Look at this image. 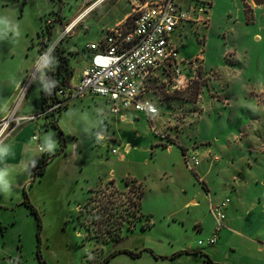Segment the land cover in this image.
I'll use <instances>...</instances> for the list:
<instances>
[{
    "label": "rangeland",
    "instance_id": "obj_1",
    "mask_svg": "<svg viewBox=\"0 0 264 264\" xmlns=\"http://www.w3.org/2000/svg\"><path fill=\"white\" fill-rule=\"evenodd\" d=\"M199 1L209 2L212 6L208 29L202 27L200 30V35L206 37V45L204 39L200 43L196 35L191 34L195 45L185 47L184 51L191 53V48L194 52L204 51L205 69L210 73L220 75L226 68H231L224 75V83L232 80L233 69L242 70L243 79L251 82L253 90L260 94V89L264 88V7L253 10L249 3L257 5L248 0L245 2L247 13L243 0ZM94 2L0 0V36L4 38L9 54L0 79L8 81L19 71L23 61H28L27 70L31 69L38 56V33L47 25L54 24V40L65 35V43L70 50L80 54L72 60L75 70L71 81L73 89L79 88L82 67L89 60L87 44L100 42L106 33L103 27L108 26L120 12L119 6L115 5L118 0H109L93 9ZM58 18L61 28L56 25ZM71 26L73 28L66 33L65 30ZM54 44L55 41L48 49ZM43 75V71L37 75L34 71L28 73L23 88H27V92L16 103L13 101L12 109L16 105L18 107L21 101V110L26 109L28 114L41 111ZM209 79L211 77L203 79L200 85L195 83L186 90L175 91L181 93V98L194 101L191 105L187 103L193 117H205L202 124L196 125V130L201 132L200 141L211 143L208 147L213 155L210 159H202L198 172L204 176L211 164L213 167L206 181L213 202L226 198L232 200L234 208L230 214L228 209L226 211L219 242L226 247V254L221 259L230 255L235 260L236 255L230 245L252 243L253 247L264 252V108L260 110L257 105V108L251 109L250 105L244 104L251 100L245 99L243 94L239 95L241 100L237 105L233 101L235 97L231 98L230 106L224 105L229 104L224 97V103L218 102L216 89L219 91L223 85L214 86L211 90L205 88ZM164 86H159L158 91L155 89L159 96L157 102L173 95L166 93ZM241 89L242 86H238L235 90L238 93ZM205 90L208 94L200 104L195 105ZM219 94L222 96L225 91ZM254 97L257 102V97ZM110 109L111 105L102 97H73L68 101L67 108L61 111L59 129L46 130L43 118L32 122L41 124L42 130L36 133L47 138L53 147L45 150L47 158L42 155L40 159V166L45 167L46 172L38 174L35 180L32 178L26 188L40 221L30 208L23 205L17 206L15 214L13 212L19 222L9 229V234L16 231L9 238V244L12 250H23L22 264L38 261V227H41V253L48 264H100L111 251L117 249L149 251L140 258L118 254L106 264H172L171 256L176 250L186 245L199 246L200 240L205 241L213 233L216 221L210 213L209 193L188 170L182 149L177 145H173V152L165 147L152 148L160 141V136L151 131L150 121L144 115L134 117L133 123H114L112 117L115 114ZM165 109L162 104L159 105L163 118L160 128L168 117V113L164 114ZM11 119L9 126L0 123V141L10 137L17 129L15 117ZM138 135L141 138H137ZM115 138L132 145L130 154H124V159L112 153L115 147L119 148L120 154L126 152L118 142L113 141ZM52 153L56 155L49 160ZM111 170L113 176L110 175ZM110 177L116 180L119 187L107 183L96 189ZM128 179L129 183L131 179H136L143 184L142 218L138 215L135 219L132 215L136 211L134 204L138 201L135 196L139 192L135 189L137 184L132 193L123 190ZM24 191L12 189L9 192L14 198H23ZM188 199L196 200L198 206L184 208ZM78 205L83 207L81 211ZM254 206L257 209L246 223L247 212ZM236 207L239 209L236 210ZM231 219L234 223L230 222ZM199 224L203 227L200 233L197 232ZM109 227H123V239L105 243L103 239ZM128 227L135 228L130 231ZM209 247L205 241L203 248Z\"/></svg>",
    "mask_w": 264,
    "mask_h": 264
},
{
    "label": "crops",
    "instance_id": "obj_2",
    "mask_svg": "<svg viewBox=\"0 0 264 264\" xmlns=\"http://www.w3.org/2000/svg\"><path fill=\"white\" fill-rule=\"evenodd\" d=\"M92 1H95L94 2L95 5L94 4L92 5L94 9L97 7V5H100V4L103 5L109 0H92ZM195 2L205 3L209 6L208 12L204 15V18L207 19L206 25L196 24L194 22H184L171 35V42L174 46L177 47L179 51L180 63L183 64L182 68L184 69L185 74H187L189 77L194 79L192 85L195 83L200 85L201 84L200 82H202L203 79H206L208 77H211V79L208 80V86L205 88H209L211 90V88L214 86L223 85L221 86L222 88H220L219 91L218 89H216V96H219V98L218 100L215 98V100H217L218 102L222 101L224 103L223 101L224 100L223 97H224L226 101L229 102V104L224 103V105L230 106L231 98L233 97H235L233 98V101H236L235 105H237L236 103L241 100V98H239V95L243 94L245 96V99L249 98L251 100V102L244 103L245 105H250V107H252L251 109H253L254 107L257 108V105H258L259 107L258 109L261 108L260 110H262L264 108V88L263 89L259 88L260 94H257V90L256 91L253 90V86H252L253 84L243 79L242 70L238 68L233 69L234 75H232L231 77L232 80L231 81L227 80V82L224 83L223 82L225 80L224 75L225 73H227V71H230L231 68H226L225 71H223V73H221L220 75H218L217 73L216 74L210 73L205 69L204 62L206 61V55L204 51L197 50V52H194L193 50L194 48H191L193 51L191 53L184 51L185 47H191L195 45L194 40L191 39L190 37L191 34H193L194 36L196 35L200 43H202L201 39H204L205 41L204 45H206L205 34H204L205 38H203L200 35V30L202 27L208 29L209 18L212 16L211 15V10H212L211 4L209 2L199 1V0H179L178 1L179 5L182 8H189ZM243 2H244V6L247 12V5L245 2H249V1L243 0ZM138 3H139V0H118V2L115 5L119 6L120 12H118V14L109 22L108 26L103 27V29L106 31L105 36L107 32L113 29L114 27L120 24H125L129 22L131 20V16L133 15L134 10ZM249 5L252 6L253 10L254 9L259 10V8L264 7V6L255 7L252 3H249ZM248 17H249V14H248ZM59 21L60 19L58 18V20L56 21L57 27L59 26L58 25ZM52 26H53V37H54V32H55L54 28L56 26H54V24ZM39 33H38V47H39L38 56L35 62H33L32 67L33 65H35L34 66L35 75H37L38 72L40 71H43L45 75L44 68H37L39 58L42 55L41 53L42 52L41 51L42 39L39 38ZM46 38L47 37H45V39ZM104 38L105 37H103L100 42H102ZM3 39L4 38L0 36V72L4 71L6 62H8L9 60L8 49L5 48V41ZM64 39L65 37L62 40ZM56 41H59V40H55V42ZM100 42H91L89 44L100 43ZM89 44H87L86 46V50L88 51L87 59L89 60L82 67V76H83V72L88 67L89 62L92 57V52L88 49ZM71 49L73 50V48ZM28 67H29V62L23 61L19 71L17 73H14V76L9 78L8 81H3L0 79V121L8 119V118H12V117H15V119H19L23 117L38 116L39 114H42V110L41 111L38 110L34 114H28L26 112L27 111L26 109L21 110V107H22L21 101H19L20 104L18 107L16 105L15 108L12 109V106H11L13 101H15L16 103L17 100H19L18 98L21 99L24 93L27 92V88H25L24 90L23 88L25 87L26 79L29 77L28 73L31 72L32 70V67L30 70H27ZM161 85H165L164 87H165L166 93L173 94V95L167 98L165 101H160L161 102L160 103V102H157L159 101V96L156 94V91H158L159 86ZM238 86H242V89H241L242 91L237 93V90L235 89ZM220 91H225V94L220 96L219 94ZM180 94L181 93H176L175 89L172 88L170 77L166 73H163L162 71H158L155 73V75L152 77L150 81V91L147 95V98L156 104L158 110H159L160 104H162L166 108L165 109L166 112L164 114L168 113V117L165 118L166 122L164 120L162 124L163 125L162 128H160L159 126V123L161 122V120H163L162 116H160V110H159L158 115L152 118H149L144 113H138L132 110H129V111L123 110L119 114L113 113L115 114V116H113L112 118L115 119L114 123L119 122V123L126 124V122L133 123L132 119L134 117L140 118V115H144L150 121L151 131H153L154 133H157L160 136L159 137L160 141H157L156 144L152 146V148H155V146L157 147L159 146L161 148L165 147L167 151L173 152L174 150L173 145H177L182 149V155H183L184 161H185V157H184L185 153L194 151L199 155L201 159V163H202V159L204 158L210 159V157H212L213 155L212 150L208 147V145H210L211 143L207 141L205 142L200 141L201 132L199 130H196L197 128L196 125L202 124L205 120L204 119L205 117H201L200 119L193 117V114L190 113L191 107H189L188 104L190 105L191 103L194 104V101L192 100L189 101L187 99L181 98ZM206 94H208L207 91L206 90L203 91L200 96L201 99L199 100V102L195 103V105L200 104L201 101L206 96ZM254 95L257 97V102L254 100L255 98ZM90 96H93V95H90ZM187 106L189 107L188 109H187ZM42 116L43 115L39 116L37 120H39L40 118H43ZM32 122L33 121H28V122L23 123L20 127H18L13 132L12 135H10V137H7L0 141V264H22L21 258L23 257V250L19 249L15 251V250L10 249L11 245L9 244L10 243L9 238L12 236L13 233H16V231H11V233L9 234V229L11 228V226L19 222L17 218L15 217V215H13V212L15 214L17 206H20V205L25 206L23 204L24 197L14 198L15 196L9 191L12 189L21 191L22 189L27 188L29 181L32 178L34 179L33 177L34 169L36 167H40L42 163L40 161L41 156L44 155L43 157L45 158V156H47L45 150H48L51 147H53L47 138L40 137V145H42V147L44 148V151H40L39 144L33 141V136L37 134L36 132L38 130L39 131L42 130L40 129L41 124L37 123V125H35ZM44 123H45V119H44ZM159 128L161 129L160 132H159ZM137 138H141V136L138 135ZM120 139L115 138L113 139V141L118 142L119 145H121V147L124 148L126 152L120 154L119 148L115 147L113 149H116L118 152L115 155H120L121 158L124 159L126 158L124 154L126 155L130 154V151L132 150V145L131 143L129 142L125 143L124 141H122V139L121 140ZM77 149H78V145H76V151ZM52 154L53 156L51 158H53L56 155L54 153ZM185 164H186V161H185ZM199 166H201V164ZM198 167L195 169V171H191L189 167L187 166L188 170L193 172L194 175L197 177L198 181L202 182L204 186L206 187V190L208 191L209 193L208 195L210 198V213L212 214L211 207L218 205L224 202L225 200H222L221 202H218V203L213 202L211 192L209 190V183L206 181V178L210 175V171L212 170L213 166H211V164L209 165V168L205 170L204 176L199 174ZM112 171L113 170H111L110 172L111 176H113L114 174V172ZM131 180L135 181L137 185L142 186L143 197H144L143 184L137 181L136 179H131ZM32 181L34 182V180ZM107 183H111V184L118 186L116 184V180L110 177L103 184L99 185L96 189H98L101 186H104ZM123 190L125 192L129 191L130 187H128L126 184V187L123 188ZM227 199L230 200V203L228 204L225 210V213L226 211L229 210V214H230V210L233 209L234 207L231 205L232 200L230 198H226V200ZM142 205H143V198L141 200V211H140L141 214L143 215ZM252 205H256V204L253 203ZM197 206H198V202L196 200L188 199L185 202L183 207L190 209V208H195ZM78 208L80 211L83 209L81 205H78ZM235 209L238 210L239 207H236ZM255 209H257V207L254 206L253 208H250V210H248L247 218L245 219L246 223H248V221L251 220L250 219L251 214L253 211H255ZM230 222L234 223V220L231 219ZM150 224L151 223L148 222V225ZM199 225L200 227L197 229V232L200 233L203 231L202 230L203 227L201 224ZM216 227H217V222H216ZM214 232H215V229L213 230V233L209 236V238L205 240L206 242L214 235ZM219 237H220V234H219ZM219 237L215 245H209L210 249L203 248L205 246V241L203 240H200V241H203L204 245H199L198 243L199 246H187L186 245L184 247L179 248V250H176V252H174L171 256V260L174 261V263L172 264H211L210 262L214 264H241V263L261 264L262 262H264L263 261L264 252L262 250H259L258 247H253L252 243H249V244L243 243V244H240L239 246L236 245L235 247H232V245H230L229 248L232 249V253L236 255V259L232 260L230 255H227L224 259H221L223 258V254L224 255L226 254L225 253L226 247H225V244H222L219 242ZM148 250L149 249L141 250L144 252L142 253L140 257H142L144 253L148 252ZM150 251L152 255L158 258V256H156L152 250ZM122 254H126V253H122ZM37 262H34V263L31 262L28 264H40L39 260Z\"/></svg>",
    "mask_w": 264,
    "mask_h": 264
},
{
    "label": "built area",
    "instance_id": "obj_3",
    "mask_svg": "<svg viewBox=\"0 0 264 264\" xmlns=\"http://www.w3.org/2000/svg\"><path fill=\"white\" fill-rule=\"evenodd\" d=\"M178 1L139 0L129 22L109 30L102 42L89 44L92 57L83 72L81 85L71 91L72 98L98 96L109 102L112 113L132 110L152 118L158 115L159 110L147 95L150 81L156 72L166 73L173 89H188L194 79L185 74L179 51L171 42V35L184 22L206 25L204 15L209 6L195 2L189 8H182ZM69 31L65 30L66 33ZM64 37L62 35L59 41ZM59 41L40 56L37 68L45 67ZM59 94L64 95L63 91H59ZM41 115L44 114L14 119L15 129L25 122L37 120ZM11 120L8 118L0 123L9 126ZM33 141L39 144L40 151H44L38 133L33 136ZM112 153L118 152L112 149ZM184 157L191 171H195L201 164L199 155L194 151L185 153ZM229 203L227 199L211 207L217 227L214 235L206 242L208 245L217 243L225 225V210ZM199 245H204V242L200 241Z\"/></svg>",
    "mask_w": 264,
    "mask_h": 264
},
{
    "label": "trees",
    "instance_id": "obj_4",
    "mask_svg": "<svg viewBox=\"0 0 264 264\" xmlns=\"http://www.w3.org/2000/svg\"><path fill=\"white\" fill-rule=\"evenodd\" d=\"M45 37L47 38L45 39ZM39 38L42 39L41 51L42 52L47 51L48 48L50 47V44L55 41L54 40L55 38L53 37V26L47 25L45 29L42 28V31L39 33ZM79 56L80 54L78 52L75 53L70 50V48L65 43V39H64L56 45V47L53 49L52 53L50 54L48 58V62L44 67L45 75L41 83V94H40L41 110H42V114H44L42 117L45 119L44 127L46 130H49L51 128L59 129L58 122L60 119L61 111L67 108L68 101L72 98L71 91L73 90V88H72L71 81L74 76V70H75L72 64V60L73 58H76ZM59 91H63L64 95H60ZM45 158H47V156H45ZM49 160H51V157H49ZM37 168H39L40 170L37 171ZM37 168H35L33 172L34 180L36 179L38 174H43L45 171V167L40 166ZM126 184L128 187H130L129 193H132L136 182L132 181L129 183V180H127ZM135 189L139 190V192L135 193V196L136 198H138V201L136 202V204H134L136 207L135 209L136 211L132 215L135 219H137L138 215H140L139 217L141 218L143 217V215L140 212L141 211V200L143 198V191H142L141 185H137ZM23 204L27 208H30L32 212L36 214L37 219L40 221V216L37 212V209L34 207L32 202L30 201L26 188L24 191ZM141 218H138V220H140ZM38 228H39V232L37 235L38 237L37 240H38L39 245L37 246L36 256L38 260L40 261V264H48L46 260L43 258V255L41 253V248H40L41 227H38ZM134 228L135 227H128V230L131 231ZM143 228L145 229V226ZM122 234H123V227H109L106 233V237L102 239L103 241H105V243L116 242V241L123 239ZM143 252L144 251L134 252L128 249H117V250L111 251L108 254V256L100 264L108 263L112 258L117 256L118 254L126 253L132 257L138 258L142 255ZM210 263L214 264L212 262Z\"/></svg>",
    "mask_w": 264,
    "mask_h": 264
},
{
    "label": "water",
    "instance_id": "obj_5",
    "mask_svg": "<svg viewBox=\"0 0 264 264\" xmlns=\"http://www.w3.org/2000/svg\"><path fill=\"white\" fill-rule=\"evenodd\" d=\"M253 1H254L255 5H257V6H264V0H253ZM34 66L35 65H33L31 72L34 71Z\"/></svg>",
    "mask_w": 264,
    "mask_h": 264
},
{
    "label": "bare ground",
    "instance_id": "obj_6",
    "mask_svg": "<svg viewBox=\"0 0 264 264\" xmlns=\"http://www.w3.org/2000/svg\"><path fill=\"white\" fill-rule=\"evenodd\" d=\"M94 5H95V4H94ZM81 18H82V17H81ZM72 28H73V26L69 27L68 30H69V29L71 30Z\"/></svg>",
    "mask_w": 264,
    "mask_h": 264
}]
</instances>
